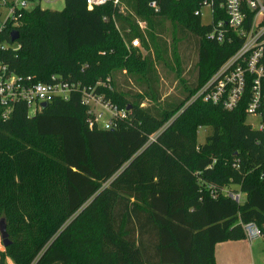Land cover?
I'll list each match as a JSON object with an SVG mask.
<instances>
[{
    "label": "trees",
    "instance_id": "trees-1",
    "mask_svg": "<svg viewBox=\"0 0 264 264\" xmlns=\"http://www.w3.org/2000/svg\"><path fill=\"white\" fill-rule=\"evenodd\" d=\"M204 1L120 0L91 9L65 0L62 11L38 4L20 10L18 24L6 23L0 63L9 73L75 87L33 116L24 101L7 117L0 107V219L10 240L0 264H217L218 243L246 238L242 223L256 222L264 235V129L247 122L248 98L234 110L201 98L186 106L243 44L227 26L222 43L207 38L223 14L216 1L204 24L196 15ZM167 21L193 39L198 80L183 99L146 106L121 74L141 71L159 101L157 64L142 54L168 50L159 36ZM107 78L112 89L96 86ZM77 86L96 88L128 118L90 129ZM202 127L213 133L199 143Z\"/></svg>",
    "mask_w": 264,
    "mask_h": 264
},
{
    "label": "built area",
    "instance_id": "built-area-1",
    "mask_svg": "<svg viewBox=\"0 0 264 264\" xmlns=\"http://www.w3.org/2000/svg\"><path fill=\"white\" fill-rule=\"evenodd\" d=\"M216 1L223 19L213 25L207 38L222 43L225 39L223 26H227L241 35L243 44L197 91L193 100L201 98L226 110H234L248 98L247 116L259 117L261 125L258 128L264 129V0H205L202 8L211 7L212 21ZM30 3V0H1L0 31L8 21L18 24L19 11L28 8ZM86 3L89 8L94 9L108 3L119 5L120 0H86ZM150 6L156 11L159 10L155 1L151 2ZM4 7L8 8V12L3 11ZM201 10L196 11V15H201ZM131 45L138 48L142 43L140 39H134ZM99 85L112 89L110 78L99 81L96 86ZM74 87L68 83L35 81L33 76H17L9 73L7 67L0 63V107L6 109L4 117L8 116L11 105L16 101L26 102L30 115H36L42 110L43 103H50L58 97L67 100ZM76 88H81L82 102L87 107L86 120L90 129H114L120 120L128 118L127 109L106 100L103 95L95 94L96 88L91 86ZM225 192L237 202L242 201L240 192ZM242 227L249 241L263 235L259 225L254 221L242 223Z\"/></svg>",
    "mask_w": 264,
    "mask_h": 264
},
{
    "label": "rangeland",
    "instance_id": "rangeland-1",
    "mask_svg": "<svg viewBox=\"0 0 264 264\" xmlns=\"http://www.w3.org/2000/svg\"><path fill=\"white\" fill-rule=\"evenodd\" d=\"M40 4L43 9H49L53 11H62L65 7V0H52V1H41L32 2L28 5L29 8ZM4 12H8V8H3ZM201 18L204 24H209L212 21V10L210 6H205L201 10ZM141 28H145V23L138 21ZM176 29L173 27L172 23L167 21L165 24L164 31L159 34L161 39L166 42L168 50L158 57L152 50H143L142 56H146L151 52L152 58L157 64V70L159 73V101H154L148 96L147 92L150 93V88L147 87L146 81L143 77L141 71H136L135 74L129 76L125 72L121 75L125 88L136 94L146 95L144 100V105H157L158 103H168L172 101H178L183 99L184 94H188L189 88L196 85L198 80V70H199V54L195 49L194 41L192 38L187 39V37L179 35L176 33ZM5 45H8L5 43ZM127 76V78H126ZM121 80V81H122ZM128 83V84H127ZM131 89V90H130ZM146 93V94H145ZM151 94V93H150ZM134 95V96H135ZM133 98V95L130 94ZM194 95L188 100L186 106L193 101ZM247 122L251 124L254 128H258L261 125V119L259 117L249 115L247 117ZM213 133L211 127H202L198 133V142L204 143L207 136ZM58 146V143L56 142ZM226 190L229 186H226ZM234 189L238 186H233ZM240 192V191H239ZM242 200L245 199V193L240 192ZM6 247L2 243L0 237V252H4ZM8 264H13L9 260Z\"/></svg>",
    "mask_w": 264,
    "mask_h": 264
},
{
    "label": "crops",
    "instance_id": "crops-1",
    "mask_svg": "<svg viewBox=\"0 0 264 264\" xmlns=\"http://www.w3.org/2000/svg\"><path fill=\"white\" fill-rule=\"evenodd\" d=\"M217 264H264V235L249 241L220 242L215 246Z\"/></svg>",
    "mask_w": 264,
    "mask_h": 264
},
{
    "label": "water",
    "instance_id": "water-1",
    "mask_svg": "<svg viewBox=\"0 0 264 264\" xmlns=\"http://www.w3.org/2000/svg\"><path fill=\"white\" fill-rule=\"evenodd\" d=\"M19 39V32L14 31L12 33V41L15 42ZM48 105V103H43L42 104V109L45 108ZM7 221L5 218L0 219V237L2 239V243L5 247H7L10 244L9 240V234L7 230Z\"/></svg>",
    "mask_w": 264,
    "mask_h": 264
}]
</instances>
